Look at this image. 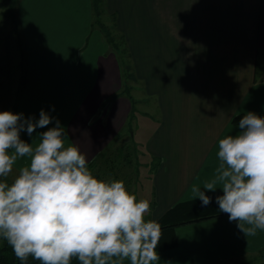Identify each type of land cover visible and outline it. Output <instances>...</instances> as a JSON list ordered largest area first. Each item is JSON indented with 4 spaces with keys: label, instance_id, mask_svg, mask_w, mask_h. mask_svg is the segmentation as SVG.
<instances>
[{
    "label": "crops",
    "instance_id": "obj_1",
    "mask_svg": "<svg viewBox=\"0 0 264 264\" xmlns=\"http://www.w3.org/2000/svg\"><path fill=\"white\" fill-rule=\"evenodd\" d=\"M25 1L17 0L4 11L8 24L0 26H9L0 36L8 37L6 43H11L13 27L22 26L35 59L38 50L46 57L52 51L48 45L52 36L59 33L64 44H73L69 28L78 25L84 34L76 50L88 51L92 57L86 59L92 64L87 67L85 62L78 72L85 82L82 78L77 83L59 82L58 91L41 82L49 73L45 66L28 69V83L22 89L18 74L21 99L11 106L10 102L9 108L15 67L11 62L0 65V111L38 120L43 109L53 122L37 128L31 137L23 131L20 138L35 146L38 135L58 120L65 145H78L89 164L109 148L132 114L118 55L113 50L95 52L101 40L93 25V0H40L43 8L35 1L44 11L40 13L27 8ZM28 1L32 5L33 0ZM106 7L117 13V28L130 47L131 72L141 82L142 97L155 102L156 115L146 116L140 137L146 138L141 146L149 162L153 157L158 160L147 176H152L155 196L151 219L158 221L177 202L193 199V186L202 189L213 178L219 164L218 140L239 131L234 116L264 111V0H107ZM17 15L22 22H17ZM6 43L0 53L12 61V48L7 44L6 49ZM66 66L62 73L75 74L76 68ZM137 88L131 87V92L139 94ZM27 163V157L18 159L9 184ZM172 233L175 244L156 249L160 257L156 264H264V231L245 236L236 222H229L228 214L178 225Z\"/></svg>",
    "mask_w": 264,
    "mask_h": 264
},
{
    "label": "clouds",
    "instance_id": "obj_2",
    "mask_svg": "<svg viewBox=\"0 0 264 264\" xmlns=\"http://www.w3.org/2000/svg\"><path fill=\"white\" fill-rule=\"evenodd\" d=\"M54 120L41 109L39 119L0 111V239L16 259L27 264H156L161 226L146 220L151 205L137 199L122 180L93 175L86 155L76 144L65 145L58 120L40 133L33 146L20 138ZM239 131L218 140L219 164L203 190L193 186V199L207 206L206 191L219 211L228 214L245 236L264 231V117L249 111ZM28 158L9 184L20 158Z\"/></svg>",
    "mask_w": 264,
    "mask_h": 264
},
{
    "label": "rangeland",
    "instance_id": "obj_3",
    "mask_svg": "<svg viewBox=\"0 0 264 264\" xmlns=\"http://www.w3.org/2000/svg\"><path fill=\"white\" fill-rule=\"evenodd\" d=\"M3 3H0V7H3V9L0 8V23L4 24L7 23L8 21L5 20V13L6 8L8 6L14 7V4L17 0H1ZM36 2L41 6L40 0H33L32 5L29 3L30 1L26 0L25 1V6L29 8V5L32 6V9L34 12H44L43 10L39 9V5H37ZM45 2V1H41ZM93 25L97 27V39H100V43L97 44V48H95L96 54L101 53L104 49L106 52L113 50L118 55L119 62L121 63V69L123 73V79H124V88L125 87H138L136 91L139 92V94H133L131 92V89L129 88L128 91H125V94L131 93L132 95V100H133V109H132V114L129 117L127 123L125 124L124 128L121 130L120 133L128 131V133L123 139V141H133L135 145L132 143L133 146V151L135 150L134 147H137V152L133 153V159L134 162H137V164H132L131 166L129 165H122V162L117 163V166H114L113 172L111 174L107 175V177L104 180H122L125 185L126 180L124 179V176L129 174L132 178L130 179V183L127 185V189L129 192L133 190V194L137 196V199H148L150 201L151 205V211L150 214L145 217L146 220L151 219V214H152V206L155 201V196H154V186L152 183V176L149 178L147 177L150 172H149V167L147 166L146 162L150 160L148 156L143 152L141 144L142 141L145 142L146 138L141 139L140 135L143 133V129L145 128V124L147 121L146 116H152V113L156 115V109H155V102L154 99L150 98H143L142 97V85L141 82L138 80L137 75L132 73L131 71L133 68V64L131 61V53H130V47L128 44H126V39L124 38L123 33L119 31V28H117V13H109L107 10V0H93ZM38 6V7H37ZM43 8V6H41ZM10 11V10H8ZM12 11V10H11ZM27 11V10H26ZM7 12V11H6ZM29 12V11H27ZM4 13V14H3ZM10 18V22L14 21L13 17H8ZM17 22L20 23L22 20L20 17L17 15L16 16ZM7 20V18H6ZM23 20H26L23 18ZM9 22V23H10ZM9 25L5 26H0V31L4 32V28L8 27ZM16 26V24H15ZM13 27V26H12ZM14 29V36L17 38L19 41H15L14 36L10 37V42L6 43V38L5 34H2L0 36V39H2V43L0 44V48L4 49L5 48V43H6V49L7 44L11 45L10 48H12V61L11 59H7V57H4L2 53H0V65H8L9 62L10 65H14L15 69L13 71L14 79L13 82L16 81L15 89H12L10 92L12 93V98L10 101H7L6 106L11 104H18L21 99V92L22 88L27 86L26 84L28 83V76L30 75L28 72V69L32 67H40V66H45L44 68L49 71L46 72L45 75H43V80L41 82H47L49 85L47 89H51V91L54 89L55 91L59 90V82L62 83L63 81L65 82H74L77 83L78 78H82L81 82H85L84 80V75L78 74L79 70L82 69L83 64L86 65L85 62L89 63L86 65L87 67L91 66L92 59H86V55H90L88 51L84 52L82 49L76 50L77 44L80 42V40L83 37V30H80L78 25L73 26L69 28L71 30V34L69 36V40H72L73 44H64L62 41V36L57 34H54L52 37L53 39L50 40L48 45H50L52 51L47 53V56L45 57V53L38 50V58L35 59L34 55L32 54L31 51H29L28 43L26 42L25 39V32L23 30L22 26H16L13 27ZM101 34H98V33ZM5 33V32H4ZM112 38V40H110ZM105 41L107 43H105ZM98 43V42H97ZM74 45L75 48H72ZM72 50L70 51V49ZM52 54V55H50ZM70 55H74V57H69ZM90 57H92L90 55ZM89 57V58H90ZM83 58V59H81ZM72 65V69H75V74L74 73H62L61 70H64L65 68L63 66ZM67 67V66H66ZM86 67V68H87ZM84 70V69H83ZM16 72V73H15ZM48 73V74H47ZM18 74L19 78L21 77V89H18L19 87L17 86V83H19L18 79ZM13 75H7L6 76H13ZM87 77V81L91 78V74L87 73L85 75ZM16 77V79H15ZM137 78V79H136ZM86 81V82H87ZM130 85V86H129ZM63 90V87L61 88V91ZM8 93V91H7ZM58 99V96L56 97ZM144 99V100H143ZM7 100L8 96H7ZM60 102V99H58ZM144 102V103H142ZM147 102H150L151 105H149ZM9 106L7 108H9ZM1 109V107H0ZM24 110V106L22 108ZM147 130V129H146ZM149 130V129H148ZM140 133V134H139ZM138 158V160H137ZM104 163V161H103ZM106 167V166H104ZM1 179V178H0ZM4 240L0 239V247L3 245Z\"/></svg>",
    "mask_w": 264,
    "mask_h": 264
},
{
    "label": "trees",
    "instance_id": "obj_4",
    "mask_svg": "<svg viewBox=\"0 0 264 264\" xmlns=\"http://www.w3.org/2000/svg\"><path fill=\"white\" fill-rule=\"evenodd\" d=\"M110 40H112V38H110ZM128 90V87L124 88V92ZM127 95H129L133 104L132 96L129 92ZM244 115H246V113H239L235 115L233 121L239 122V120ZM257 115L264 117V111ZM127 134H129L128 131L127 133H119L113 139V141L109 145V148L102 151L88 164L94 176L104 180L107 175L109 177L111 172H113L114 166L118 165L117 163L122 162V165L129 166L138 163V161L134 162L133 159V153L135 152V150L137 152V147H134V151L133 148H131V146H133L132 143L135 145L134 140L123 141V138ZM146 164L149 167V172H152L157 167L158 160L153 157L152 161H148L146 162ZM131 178L132 177L129 174L124 176V179L127 183L125 185L126 187L130 183ZM218 195H222V191L208 194V196L212 197V201L207 206L202 207L201 201L199 199H188L179 201L170 209H168L157 221L161 226V238L157 248L164 249L175 244L172 231L178 225L226 214L219 211V206L215 200V197ZM0 264H21V261L16 259L11 247L8 246L6 241H4L3 245L0 247ZM27 264H39V261H36L33 258L29 257ZM71 264H79V262L78 260L73 259Z\"/></svg>",
    "mask_w": 264,
    "mask_h": 264
}]
</instances>
